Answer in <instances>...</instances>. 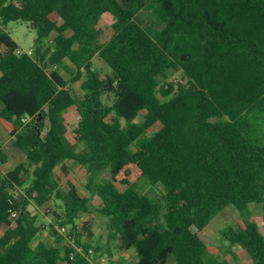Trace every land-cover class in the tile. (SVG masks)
I'll use <instances>...</instances> for the list:
<instances>
[{
  "label": "trees",
  "instance_id": "16d2710c",
  "mask_svg": "<svg viewBox=\"0 0 264 264\" xmlns=\"http://www.w3.org/2000/svg\"><path fill=\"white\" fill-rule=\"evenodd\" d=\"M149 9L161 28L140 17ZM106 13L113 33L101 42ZM20 21L37 34L32 55L18 54L5 29ZM0 23V115L26 153L25 162L0 170V264H96L105 253L77 221L94 196L109 243L133 251L132 264H233L200 235L229 204L244 227H227L221 242L264 264V235L250 207L261 204L264 219V143L255 135L264 126V0H0ZM96 55L110 69L104 78ZM66 60L82 97L60 72ZM171 69L181 78L161 83ZM67 160L86 170L89 196L56 173ZM142 179L162 192H143ZM49 201L58 210L46 225L39 208ZM47 226L53 243L34 244Z\"/></svg>",
  "mask_w": 264,
  "mask_h": 264
},
{
  "label": "rangeland",
  "instance_id": "374dc122",
  "mask_svg": "<svg viewBox=\"0 0 264 264\" xmlns=\"http://www.w3.org/2000/svg\"><path fill=\"white\" fill-rule=\"evenodd\" d=\"M140 17L146 23H153L157 28H161L164 23L159 19L156 13L153 12L152 9L143 10L140 12ZM53 18H57L56 15H53ZM113 17L106 13L100 19L98 26L101 28V42L107 41L113 33L112 29V22ZM3 28L0 23V29ZM7 31L10 32L12 37L16 40L19 46L24 49L28 50L29 48H33L37 46L36 32L29 27V23L20 21V22H10L6 25L5 28ZM55 33H52L48 39V42L51 41L54 37ZM48 45L45 44L43 50ZM94 68L97 69L101 76L104 78L107 73H110V69L108 65L98 56L96 55L93 59ZM74 65L66 60L65 66H62L60 72L63 76L69 81V87L73 94L76 97H82L83 91L81 89V80L72 82V72L74 71ZM182 72L178 70L171 69L168 71V76L161 80V83L164 82H177L181 78ZM160 95V94H159ZM161 96V95H160ZM162 97V96H161ZM163 98V97H162ZM0 103V108H1ZM76 115L75 106L69 108L65 112V119L68 123L72 121V119ZM143 119L142 114L138 116L135 121H141ZM161 127V123H155L150 129L148 134L151 135L155 131H157ZM255 135L264 143V126H255ZM3 136L2 131H0V137ZM8 137V135H6ZM4 142V141H3ZM13 139L7 140L5 144V152L8 155V158L11 161H24L25 155L24 153L19 150L13 143ZM1 165V161H0ZM4 170H7V167L3 166ZM105 177L108 176V172H105ZM69 180H72L80 189L82 194H90V192L85 188L86 177L83 171L77 170V166L74 167L73 171L70 173ZM120 189H124L126 186L122 184H117ZM140 189L148 193L150 195L160 194L163 190V186L161 184L152 186L145 180H141L139 182ZM101 199L98 196H94L91 199L90 206L91 210L87 213H81L80 217L78 218V222L82 225L84 222L90 226V230L93 232V238H91L92 245L99 244L101 245L102 251H104L105 255L109 260L112 261V264H132L136 260V255L131 253V251H120L118 250L113 244H110L108 241V228L107 222L108 218L102 215L99 211L96 210L100 206ZM252 207V214L253 220L255 219L257 224L259 225L260 231L264 235V219H263V211L262 205L258 203H251ZM34 214L38 211L36 210L35 206L33 208H29ZM58 210L55 203L53 201L47 202L44 206L39 208V220L38 222H43L48 225L50 222H56L54 211ZM68 229L69 226L65 225ZM232 226L236 229H241L244 227L242 221V215L240 211L233 205H227L222 211L218 213V215L200 232L201 237L207 243L210 250L216 252V255L223 259V257H227L230 259L232 263L243 262L244 264H249L251 261L247 255H245L240 247L237 245H233L231 247V254L229 253H220V250H223L225 247V243L221 242V232L226 229L227 227ZM2 231H0L1 233ZM49 227H45L44 231L37 237L34 241V244L37 243L39 240H43L49 243H53V238L50 235ZM109 246V247H108ZM109 250V251H108ZM111 253V254H110ZM128 253V254H124ZM61 264H68L65 261H61Z\"/></svg>",
  "mask_w": 264,
  "mask_h": 264
},
{
  "label": "crops",
  "instance_id": "0c3cea01",
  "mask_svg": "<svg viewBox=\"0 0 264 264\" xmlns=\"http://www.w3.org/2000/svg\"><path fill=\"white\" fill-rule=\"evenodd\" d=\"M19 48H21L19 46ZM29 49H33V48H29ZM2 106V105H1ZM2 107L0 108V111H1ZM67 122V120H66ZM13 128H14V125L12 122L6 120L5 118L1 117L0 115V131H2L3 133V136L0 137V148L4 151V154H5V158L6 160L4 162H1V165H0V170L3 171V172H7L9 170H12L13 168H15L19 163L21 162H25L26 161V153L24 151H22L21 149H18L21 150L24 155H25V160L24 161H11L9 158H8V155L6 154L5 152V144L7 143V140H11L15 139V135H13L12 131H13ZM8 135V137L6 136ZM68 137L71 138V135H70V132H68ZM4 141V142H3ZM3 166L7 167V170H4ZM77 166V170H80V171H83L85 173V177H86V170L81 167L80 165H77L75 164L73 161L71 160H67L65 162V172L61 169V167H57L56 168V173L63 179V182H66L67 180H69V177H70V173L73 171L74 167ZM71 182H73L72 180H70ZM74 183V182H73ZM75 184V183H74ZM83 195H86V196H89L90 194H83ZM252 204H250V207H251ZM251 210H252V207H251ZM253 219V217H252ZM255 222H257L255 219H254ZM243 228V227H242ZM4 229L5 228H0V231H2L0 233V236L2 235V233L4 232ZM227 243H225V247H223V250L224 251H227ZM209 248V247H208ZM210 250V249H209ZM224 251H221L220 250V253H224ZM245 255H247L250 259V263L249 264H252V259L250 258V256L243 250H241ZM211 253H213L214 255H216V252H214L213 250H210ZM131 253H134L133 251H131ZM227 253L231 254L230 252L227 251ZM124 254H128V253H124ZM217 256V255H216ZM218 257V256H217ZM219 258V257H218ZM223 258H226L230 261L229 258L227 257H223ZM231 262V261H230ZM232 263V262H231ZM242 264H244L243 262H241ZM235 264V263H233Z\"/></svg>",
  "mask_w": 264,
  "mask_h": 264
},
{
  "label": "built area",
  "instance_id": "2783aa9c",
  "mask_svg": "<svg viewBox=\"0 0 264 264\" xmlns=\"http://www.w3.org/2000/svg\"><path fill=\"white\" fill-rule=\"evenodd\" d=\"M18 54H23V53H28L30 55L33 54V49H28V50H24L22 48H19L17 50ZM9 213H10V219L12 220V223L15 224V221L19 218V211L13 207H11L9 209ZM61 232L64 233L65 235L68 233L69 229L66 226H63L60 228ZM89 254H94V250L93 248H90L88 250ZM94 262L96 264H108V258L103 255V254H97V256L94 259Z\"/></svg>",
  "mask_w": 264,
  "mask_h": 264
},
{
  "label": "water",
  "instance_id": "95a60500",
  "mask_svg": "<svg viewBox=\"0 0 264 264\" xmlns=\"http://www.w3.org/2000/svg\"><path fill=\"white\" fill-rule=\"evenodd\" d=\"M34 206L33 205H29V208H33Z\"/></svg>",
  "mask_w": 264,
  "mask_h": 264
}]
</instances>
